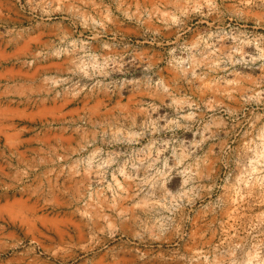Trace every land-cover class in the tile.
Here are the masks:
<instances>
[{"label": "rangeland", "instance_id": "obj_1", "mask_svg": "<svg viewBox=\"0 0 264 264\" xmlns=\"http://www.w3.org/2000/svg\"><path fill=\"white\" fill-rule=\"evenodd\" d=\"M0 264H264V0H0Z\"/></svg>", "mask_w": 264, "mask_h": 264}, {"label": "bare ground", "instance_id": "obj_2", "mask_svg": "<svg viewBox=\"0 0 264 264\" xmlns=\"http://www.w3.org/2000/svg\"><path fill=\"white\" fill-rule=\"evenodd\" d=\"M128 186H129V185H128ZM126 189H127V188H126ZM127 193H128V192H127ZM126 196H127V195H126ZM91 217H92V216H91ZM99 218H100V217H99ZM99 218H98V219H99ZM98 219H97V220H98ZM89 220H90V219H89ZM100 220H101V219H100ZM94 221H95V220H94ZM107 221H108V220H107ZM91 222H92V221H91ZM96 222H97V221H96ZM91 224H92V223H91ZM92 227H93V226H92Z\"/></svg>", "mask_w": 264, "mask_h": 264}]
</instances>
